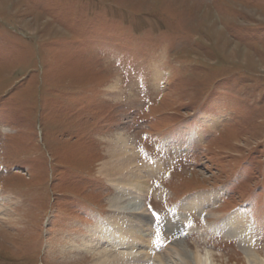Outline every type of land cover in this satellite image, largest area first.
<instances>
[{
	"label": "rangeland",
	"instance_id": "374dc122",
	"mask_svg": "<svg viewBox=\"0 0 264 264\" xmlns=\"http://www.w3.org/2000/svg\"><path fill=\"white\" fill-rule=\"evenodd\" d=\"M119 135L144 196L100 173ZM114 197L175 225L154 264H250L240 210L264 257V0H0V264H94Z\"/></svg>",
	"mask_w": 264,
	"mask_h": 264
},
{
	"label": "bare ground",
	"instance_id": "6f19581e",
	"mask_svg": "<svg viewBox=\"0 0 264 264\" xmlns=\"http://www.w3.org/2000/svg\"><path fill=\"white\" fill-rule=\"evenodd\" d=\"M108 154L110 158L103 163L100 173L116 189L118 194L129 191V194L132 193L131 195L135 194L134 196L138 197L136 196L138 191L142 193V196L149 193V181L144 178L147 173H150V170L158 166L157 163L156 167L153 163L138 166L128 140L121 135L114 140ZM114 199L115 197L111 200L114 211L109 215L108 222H101L104 223L102 228L93 226L90 228L91 234L84 237L91 243V246L88 247L91 252L98 251L99 254H103L94 264H154L158 257L161 262L163 257L156 256V254L158 253V247L165 250L166 239L163 240L162 232L168 231V233H171L175 225L170 223L160 227V224L166 220L170 222L172 220L167 216V218L159 216L158 219L156 217L152 219L146 212L143 202L142 207L137 211L132 206L124 208L121 205L123 203V200L120 201L121 198ZM204 200L211 202L212 197L209 195H193L186 198L184 206L187 209L194 206L196 209L204 211ZM130 204H134V202H130ZM152 222H155V225L149 226L145 230L146 233L141 234L139 229H142V226L152 225ZM165 226H167V229ZM251 228V221L247 218L246 212L241 210L229 215L223 223V231L228 237L239 241L240 246L247 254L249 263L264 264V257H261L254 250V238ZM102 240L106 244L105 242L102 243ZM130 242L131 245L128 246L127 244ZM101 245L107 247V249H103ZM138 248H143V253L138 254ZM183 257L182 260H184ZM202 264L207 263L202 262Z\"/></svg>",
	"mask_w": 264,
	"mask_h": 264
}]
</instances>
